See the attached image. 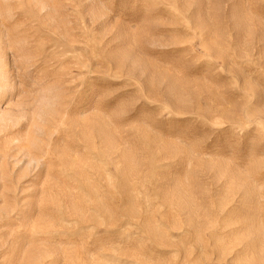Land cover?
Returning <instances> with one entry per match:
<instances>
[{
  "label": "rangeland",
  "instance_id": "rangeland-1",
  "mask_svg": "<svg viewBox=\"0 0 264 264\" xmlns=\"http://www.w3.org/2000/svg\"><path fill=\"white\" fill-rule=\"evenodd\" d=\"M0 264H264V0H0Z\"/></svg>",
  "mask_w": 264,
  "mask_h": 264
}]
</instances>
